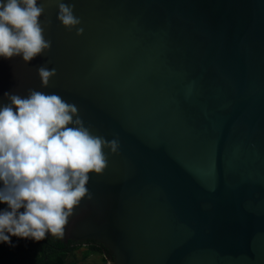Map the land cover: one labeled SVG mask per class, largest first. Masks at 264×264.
<instances>
[{"label":"water","instance_id":"obj_1","mask_svg":"<svg viewBox=\"0 0 264 264\" xmlns=\"http://www.w3.org/2000/svg\"><path fill=\"white\" fill-rule=\"evenodd\" d=\"M41 2L51 48L0 57V107L54 93L119 141L59 239L86 264H264V0H65L79 36Z\"/></svg>","mask_w":264,"mask_h":264},{"label":"clouds","instance_id":"obj_2","mask_svg":"<svg viewBox=\"0 0 264 264\" xmlns=\"http://www.w3.org/2000/svg\"><path fill=\"white\" fill-rule=\"evenodd\" d=\"M48 2L56 4V19L66 30L82 35L73 3ZM44 12L38 0H0V57L29 63L50 50L44 32L51 21L39 20ZM37 74L47 87L56 69L42 65ZM4 96L10 103L0 107V203L10 210L0 211V242L10 243V236L40 241L45 233L62 237L74 207L91 199L88 174H103V150L118 154L119 141L92 134L77 106L57 94L29 89L24 98Z\"/></svg>","mask_w":264,"mask_h":264},{"label":"trees","instance_id":"obj_3","mask_svg":"<svg viewBox=\"0 0 264 264\" xmlns=\"http://www.w3.org/2000/svg\"><path fill=\"white\" fill-rule=\"evenodd\" d=\"M5 209L10 210L7 204L0 203V211ZM72 256L73 248L50 233H45V238L40 241L10 236V243L0 242V264H77Z\"/></svg>","mask_w":264,"mask_h":264},{"label":"rangeland","instance_id":"obj_4","mask_svg":"<svg viewBox=\"0 0 264 264\" xmlns=\"http://www.w3.org/2000/svg\"><path fill=\"white\" fill-rule=\"evenodd\" d=\"M72 259H75L77 264H86L84 260L75 251H74V256H72Z\"/></svg>","mask_w":264,"mask_h":264}]
</instances>
